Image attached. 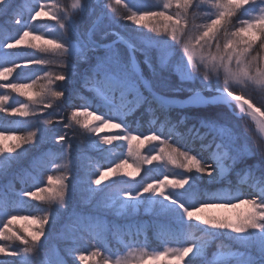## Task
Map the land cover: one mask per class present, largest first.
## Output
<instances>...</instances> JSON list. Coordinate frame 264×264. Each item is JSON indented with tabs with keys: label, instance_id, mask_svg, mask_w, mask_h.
<instances>
[{
	"label": "snow or ice",
	"instance_id": "snow-or-ice-1",
	"mask_svg": "<svg viewBox=\"0 0 264 264\" xmlns=\"http://www.w3.org/2000/svg\"><path fill=\"white\" fill-rule=\"evenodd\" d=\"M24 7L0 0V20L19 25L15 35H0V79L20 70L0 88L25 98L0 94V112L22 118L0 120V241L9 242L0 255L12 264H35L37 253L40 264H264V104L249 94L264 95V0H29ZM42 17L54 23L41 30L33 22ZM137 113L150 118L147 134ZM54 123L62 128L48 127ZM108 127L120 131L101 135ZM64 129L84 137L79 155L89 163L80 174L70 167ZM49 144L63 151H46ZM88 152L100 159L91 162ZM24 160L15 176L31 184L17 192L7 177ZM236 168L247 193L224 186ZM141 210L156 226L155 248L137 239ZM18 220L37 227L21 230ZM61 220L64 254L52 244ZM216 241L209 259L205 250Z\"/></svg>",
	"mask_w": 264,
	"mask_h": 264
},
{
	"label": "trees",
	"instance_id": "trees-1",
	"mask_svg": "<svg viewBox=\"0 0 264 264\" xmlns=\"http://www.w3.org/2000/svg\"><path fill=\"white\" fill-rule=\"evenodd\" d=\"M17 2L22 7H24V6H26L29 3V0H17ZM64 2L70 3V0H64ZM123 2L126 3L127 0H123ZM27 15H28L27 9H26V7H24V11H23V15H22V22H23V20L27 19ZM33 23L38 25L41 28V30H43L47 25H50V24H52L54 22L50 21L47 17H42L38 21H35ZM78 23H79V21H78ZM127 23H130V22H127ZM18 27H19V25H14L11 21H9L8 23L5 24L2 20H0V35H4V34H7L9 36L15 35L16 29ZM132 27H136V26L133 25ZM114 30L115 31H120V29H118V28H115ZM127 33L131 34V29H128ZM123 34H125V33H122V35ZM152 35H155V33H153ZM114 38L115 37H110L109 39H114ZM144 39L147 40L148 37L146 36V37H144ZM22 48H23V46H22ZM29 51H32V50H29ZM138 59L142 60V57H138ZM142 68H143V71H144V75L146 77H149L150 73H149L147 67L143 65ZM19 71L20 70L17 69L16 72H13L12 76L9 77L8 81H4L3 79H0V84L7 83V82H14L16 80L17 72H19ZM0 94H8V95H10V97H13V98H16V99H21V100L25 99L24 97H19L18 94L13 93V92H11L8 89L0 88ZM249 94L253 97V102L256 103V105L258 107H260L262 104H264V95H262L259 91L249 90ZM7 103L10 105L12 103V99H10ZM262 110H264V109H262ZM44 115L47 116V113H45ZM172 115L174 117L176 114L173 113ZM135 118L139 121L140 131H143V132H145V134H147V132H148V130L150 128V118L147 115L141 116L139 113L136 114ZM17 119H22V118L11 116L8 113L1 114V112H0V120L15 121ZM89 119L91 120L93 118H89ZM241 124H242V126L245 129H247V134L251 138V142L254 143L255 141H257L258 137H257L256 132L253 130V128L251 126V123L249 121L245 120V121H242ZM134 127H135V125H134ZM20 131L23 132L24 130L21 129ZM119 131H120L119 129H114V128L108 127V128H105L103 130L101 135H106V134L107 135H114V134L118 133ZM70 138H71L70 143L71 144H75V146L78 149H80V150H77V151L74 150V151L80 153L82 151V147H83L82 144H81V141L84 139L81 131L77 130L74 133L70 131ZM117 143H119V142L114 141L113 142V147H115V145ZM152 146L153 145H147L145 147L144 151L147 152L148 148H150ZM45 150L46 151L47 150L63 151L62 148L57 147V146L54 147L51 144L47 145L45 147ZM116 151L119 152V151H121V149L120 148H116ZM77 155L78 156L75 157L73 155V153H69L68 154V160L71 161L70 167L73 169V171L75 173H77V174H80L82 166L87 165L89 163V161L83 159V157H81L79 154H77ZM85 155H87L88 157L91 158V162H95V160H99L100 159L98 156H95L93 152H88ZM101 163H102V161H101ZM130 163H131V161H130ZM26 165H27V161L26 160L22 161L21 164L18 165L17 167H15L12 170V173H10L9 176L7 177V180H11L12 181L14 189L17 192L20 191L22 187H27L29 184H31V178L30 177L24 176V180L27 181V183L26 184H22L19 179H16V176H15V173L18 172L21 167H26ZM125 170L129 171V172L133 171L132 168H126ZM169 171L174 173V172H180L182 170L174 168V167H171L169 169ZM237 172H239V168H236L234 171H231V173L229 175V180L228 181H224V186L227 187L229 185V183H230L233 187L239 186L243 192L247 193V191L245 189V186L243 184H240V177L237 176ZM49 174L58 175V174H60V172L59 171H53L52 173H49ZM142 177H143V173H141V176L136 177V179L134 181H132V182L140 181ZM42 179L46 180V177H42ZM113 179H115V177H113ZM7 180L3 181V183L6 184ZM108 182H110V181H105V183H108ZM41 186H43V184ZM101 187H103V185H101ZM26 199H31V198H26ZM32 203L33 204H39L40 202L32 200ZM42 206L43 207H48V205H42ZM71 206L72 205H69V207H71ZM52 208L55 211L57 206L56 205H52ZM246 210H247V206H243V207H241L239 209H235V210L230 209V210H228L226 212L225 215H232L235 212H243V211H246ZM24 214L26 215L27 213H24ZM61 215L63 216L64 214L62 213ZM136 219H137L138 223H141V224L144 225V231L137 237V239H139V240L147 239L149 244H151L152 247L155 248L159 244V235H158V232L156 230V226L153 223V218L151 217L150 214H146V213H144L143 210H141L140 213L137 215ZM111 221L114 222V223H120L121 225L126 226V222L123 219L116 220V219L112 218ZM15 227L16 228H20L21 230H23V229L34 230L35 227H37V225L35 223H33L32 221L18 220V221H16ZM56 227H57V225H56ZM46 228H47V226H46ZM56 232L57 231H56V228H55L53 230V234H55ZM197 235H199V233H197ZM52 241H53V239H52ZM0 243H9V242L0 241ZM225 243H227V242H225ZM218 244H219V241L210 242L209 246L206 248V250H205L206 251V255L208 256L209 259H214L215 258L216 253L219 250L218 247H217ZM13 246L15 247L16 245L14 244ZM67 246L68 245H67V242L65 240L58 239L57 249L60 250L62 254H64V250H65V248ZM228 246L232 247V245H230V244ZM81 250L84 251V253L87 255L88 246L87 245H82L81 246ZM232 250H235V248H233ZM0 259L6 260L7 264H12V261L15 258L3 257L2 255H0ZM41 259H42V255L40 253H37L36 257H35V260H36L35 264H40ZM66 259L67 260H71L72 257H66ZM76 264H79V262L77 261ZM87 264H92V262L89 260L87 262Z\"/></svg>",
	"mask_w": 264,
	"mask_h": 264
},
{
	"label": "rangeland",
	"instance_id": "rangeland-1",
	"mask_svg": "<svg viewBox=\"0 0 264 264\" xmlns=\"http://www.w3.org/2000/svg\"><path fill=\"white\" fill-rule=\"evenodd\" d=\"M141 67H143V65L141 64ZM258 107V106H257ZM1 114H6L4 112H1ZM58 119V118H57ZM250 122V121H249ZM251 123V122H250ZM54 125V126H53ZM53 125H49V127H56L58 129H61L62 128V125H59V124H53ZM252 128H254V126L251 124ZM64 131H69L67 129H64ZM67 140L68 142L70 143L71 141V138H70V131H69V136L67 137ZM10 143V142H9ZM64 142H60V144H63ZM57 147H60L59 145H56ZM74 150H80L78 149L75 144H72V149L70 150L69 153H73V155L75 157H77L79 154L78 152H75ZM210 162V161H209ZM231 171H229V173L227 174V177H226V180L225 181H228L229 180V175H230ZM132 183H136V182H132ZM245 186V189L246 191L248 192V186L247 184H243ZM75 202H78L80 207L81 208H84V209H88L91 207L90 204H88L87 202L85 201H82V200H79V198L77 197L76 198V201ZM230 210V209H211L209 210V214H214V215H225L226 212ZM113 217L112 216H108V220H111ZM63 223V220H61V223L57 224V227H56V233L53 234V241H52V244L57 248V243H58V239H63L61 236H60V232H61V225ZM64 240V239H63ZM36 262V260H35Z\"/></svg>",
	"mask_w": 264,
	"mask_h": 264
}]
</instances>
